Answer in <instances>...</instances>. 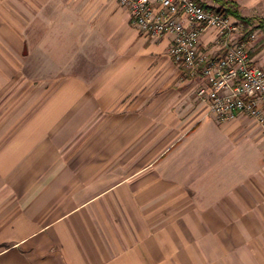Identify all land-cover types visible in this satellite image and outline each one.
Segmentation results:
<instances>
[{
    "label": "crops",
    "instance_id": "0c3cea01",
    "mask_svg": "<svg viewBox=\"0 0 264 264\" xmlns=\"http://www.w3.org/2000/svg\"><path fill=\"white\" fill-rule=\"evenodd\" d=\"M195 1L264 66V0ZM170 43L115 0H0V264H264V137L220 129Z\"/></svg>",
    "mask_w": 264,
    "mask_h": 264
},
{
    "label": "built area",
    "instance_id": "2783aa9c",
    "mask_svg": "<svg viewBox=\"0 0 264 264\" xmlns=\"http://www.w3.org/2000/svg\"><path fill=\"white\" fill-rule=\"evenodd\" d=\"M130 24L150 37H171L169 56L197 82L196 96L218 125L245 118L264 137V66L250 59L253 34L223 10L195 0H115ZM216 33L218 51L203 54V35Z\"/></svg>",
    "mask_w": 264,
    "mask_h": 264
},
{
    "label": "rangeland",
    "instance_id": "374dc122",
    "mask_svg": "<svg viewBox=\"0 0 264 264\" xmlns=\"http://www.w3.org/2000/svg\"><path fill=\"white\" fill-rule=\"evenodd\" d=\"M231 124H233V123H229V124H225V125H218V127L220 128V129H225L227 126H229V125H231ZM230 138L229 137H225V135H221L220 134V146H223V142H226V144L229 146V147H231V148H235V146H236V144H234V142L233 141H231V140H229Z\"/></svg>",
    "mask_w": 264,
    "mask_h": 264
},
{
    "label": "trees",
    "instance_id": "16d2710c",
    "mask_svg": "<svg viewBox=\"0 0 264 264\" xmlns=\"http://www.w3.org/2000/svg\"><path fill=\"white\" fill-rule=\"evenodd\" d=\"M225 13H227V14H231V15L234 16L235 18L239 19V16L237 15V13H236L235 11H233L232 8H228V9L226 10ZM239 20H240V19H239ZM240 21H241L242 23H244L243 20H240Z\"/></svg>",
    "mask_w": 264,
    "mask_h": 264
}]
</instances>
